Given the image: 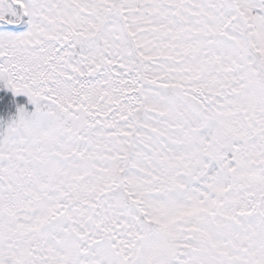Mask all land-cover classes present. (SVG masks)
Listing matches in <instances>:
<instances>
[{"label":"snow or ice","instance_id":"6c2138e0","mask_svg":"<svg viewBox=\"0 0 264 264\" xmlns=\"http://www.w3.org/2000/svg\"><path fill=\"white\" fill-rule=\"evenodd\" d=\"M0 264H264V0H0Z\"/></svg>","mask_w":264,"mask_h":264}]
</instances>
